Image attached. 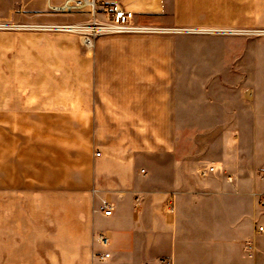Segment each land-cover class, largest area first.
<instances>
[{
  "label": "crops",
  "instance_id": "1",
  "mask_svg": "<svg viewBox=\"0 0 264 264\" xmlns=\"http://www.w3.org/2000/svg\"><path fill=\"white\" fill-rule=\"evenodd\" d=\"M108 1L162 30L103 35L90 53L76 44L39 61L30 126L57 114L74 120V138L60 129L65 148L53 163L50 149L30 144L28 185L0 130V264H264L263 114L224 113L250 120V129L224 127L207 156L180 153L177 137L179 88L220 87V73L257 71L264 0ZM66 63L69 79L59 72ZM3 105L0 85V120L13 118ZM209 165L214 172L201 176Z\"/></svg>",
  "mask_w": 264,
  "mask_h": 264
},
{
  "label": "rangeland",
  "instance_id": "2",
  "mask_svg": "<svg viewBox=\"0 0 264 264\" xmlns=\"http://www.w3.org/2000/svg\"><path fill=\"white\" fill-rule=\"evenodd\" d=\"M42 1L0 0V85H2L3 106L13 107L14 113L13 118H9L10 112L4 113L3 117L6 118L0 120V130L5 134L3 143H11L14 149L19 151V158L13 156L10 159L17 166L22 179L29 182L28 185H30V144L36 145L42 154L46 149H50L49 155L53 163L60 158L62 151L59 149L65 148L59 144L58 134L62 129H66L70 134L69 141H73L75 128L73 119H61L57 114H49L45 119L36 116L32 121L35 127L30 126V90H32L30 77L37 78L42 74L38 63L44 57L59 58L53 49L73 48L77 44L84 52L92 51H87L80 44L76 33L47 28L46 26L50 25L73 23L75 13H51L40 4ZM257 34V71L220 73L221 79H224L221 83L223 86L220 87L178 89L181 113L178 119L177 137L180 153L207 156L218 146L224 127L233 128V134H237L239 129H250V120L226 119L224 118L226 112L258 111L260 115L263 114L259 120L258 144H264V15L261 13ZM66 37H71L73 40H67ZM253 49H255L254 44ZM47 64L50 69H55L53 71L57 75L58 68L49 61ZM65 68L66 71H59L60 76L63 74L69 79L74 74V67L66 63ZM236 79L242 81L241 87L230 85ZM11 100H15L16 103L10 105ZM263 150L264 148L261 149ZM260 171L264 170L260 169Z\"/></svg>",
  "mask_w": 264,
  "mask_h": 264
},
{
  "label": "built area",
  "instance_id": "3",
  "mask_svg": "<svg viewBox=\"0 0 264 264\" xmlns=\"http://www.w3.org/2000/svg\"><path fill=\"white\" fill-rule=\"evenodd\" d=\"M46 9L54 14H87L85 20L50 25L49 28L60 29L74 32L78 35L80 44L91 51L95 41L103 35L120 33H151L162 30L158 27L147 25L135 20V13L119 2L108 0H46ZM99 152L96 153V155ZM215 167L209 165L206 169L200 171L201 176H206L214 172ZM260 205L264 207V197L260 199ZM100 210L104 215L111 213V207L107 201H102ZM263 226H258V231H263ZM96 239L107 246L109 237L106 233H98ZM245 250L249 252L253 249V243L246 241ZM109 253L97 254L100 259L108 257ZM150 264V263H147Z\"/></svg>",
  "mask_w": 264,
  "mask_h": 264
},
{
  "label": "bare ground",
  "instance_id": "4",
  "mask_svg": "<svg viewBox=\"0 0 264 264\" xmlns=\"http://www.w3.org/2000/svg\"><path fill=\"white\" fill-rule=\"evenodd\" d=\"M47 28H49V26H46Z\"/></svg>",
  "mask_w": 264,
  "mask_h": 264
}]
</instances>
